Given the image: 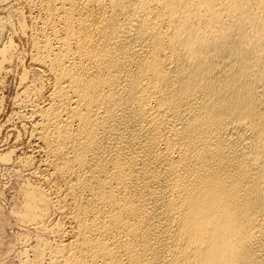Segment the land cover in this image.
I'll list each match as a JSON object with an SVG mask.
<instances>
[{
	"label": "bare ground",
	"instance_id": "6f19581e",
	"mask_svg": "<svg viewBox=\"0 0 264 264\" xmlns=\"http://www.w3.org/2000/svg\"><path fill=\"white\" fill-rule=\"evenodd\" d=\"M14 4L18 264H264V0Z\"/></svg>",
	"mask_w": 264,
	"mask_h": 264
},
{
	"label": "rangeland",
	"instance_id": "374dc122",
	"mask_svg": "<svg viewBox=\"0 0 264 264\" xmlns=\"http://www.w3.org/2000/svg\"><path fill=\"white\" fill-rule=\"evenodd\" d=\"M12 9L13 11L17 10V12L21 13V16L23 15L25 19L24 22H26V25L27 24L29 25L27 20L28 12L25 9V7H23L22 5L14 4L12 7L8 8L7 10L0 11V19H6V18L8 19L9 12ZM13 24H14L13 31H5L4 35L0 40L1 42L0 49H2L4 45L11 43L12 41V44L14 45L17 53L16 63L12 64L10 67H5L4 71L0 69L1 70L0 72V105H1L0 106V150H1L0 155H4L7 154L8 152L10 153V151L13 152L16 150L18 156L20 155L23 156L25 154H27L28 156L30 155L31 152V148H29L30 144L29 145L27 144L28 142L27 140L30 139L29 131H28V129L30 128V123L29 121L28 122L23 121L20 123L14 121L15 123H13V120L16 118L15 114L20 113V111L21 113H26L24 108L22 109L16 106L15 102L13 101L16 100L17 98L16 96H19V94L22 92L23 89V87L20 85V77L23 75L25 70L26 72L30 71V67L28 63L29 62L28 57L30 55L29 54L30 46L28 42L29 41L28 36L21 35L18 31L19 30L18 20L14 21ZM9 122H11L12 124H8ZM18 134L20 137L17 136ZM18 138L22 140H17L19 142V143L17 142L18 143L17 144L16 139ZM25 145L29 147L27 148ZM17 149H19L20 151L18 152ZM3 173H4L3 170H1L0 171V264H18L17 252L19 249V239L22 238L21 237L22 231L19 229L18 227L19 225L17 223V220L15 219L16 217H14V214L12 215L11 211L15 209V207L18 208L19 201L17 200L18 197L16 191V183L13 180L10 181L7 176L4 177Z\"/></svg>",
	"mask_w": 264,
	"mask_h": 264
}]
</instances>
